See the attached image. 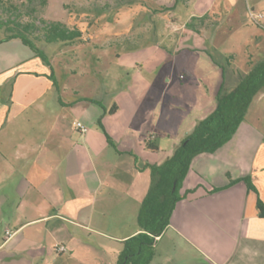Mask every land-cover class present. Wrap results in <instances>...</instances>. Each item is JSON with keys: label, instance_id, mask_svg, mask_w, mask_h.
Returning a JSON list of instances; mask_svg holds the SVG:
<instances>
[{"label": "crops", "instance_id": "0c3cea01", "mask_svg": "<svg viewBox=\"0 0 264 264\" xmlns=\"http://www.w3.org/2000/svg\"><path fill=\"white\" fill-rule=\"evenodd\" d=\"M262 59L264 50L247 63ZM34 62L39 59L0 69V264H117L125 240L141 231L148 165L162 163L154 158L160 146L155 138L157 149L147 141L137 149L120 146L107 124L114 145L103 129L82 133L61 104L79 120L91 114L105 121L110 113L98 111L95 98L62 100L57 70L35 69ZM238 75L234 69L228 79L237 84ZM225 76L222 70V81ZM247 176L256 190L240 180ZM181 194L156 238L152 264L157 255L161 263L264 264V216L257 207L259 197L264 202V88L230 141L193 158Z\"/></svg>", "mask_w": 264, "mask_h": 264}, {"label": "rangeland", "instance_id": "374dc122", "mask_svg": "<svg viewBox=\"0 0 264 264\" xmlns=\"http://www.w3.org/2000/svg\"><path fill=\"white\" fill-rule=\"evenodd\" d=\"M10 1L19 11L0 7V39L18 30L15 23L4 24L9 18L33 23L26 33L50 57L49 69L57 70L62 100L90 97L107 108L118 105L117 113L102 119L115 141L137 149L155 138L159 162L215 107L222 70L227 93L236 84L228 79L230 71H240V80L247 61L264 50V0ZM44 20L77 27L83 35L73 42H47ZM36 59L35 69L47 66L20 40L0 44V69H23ZM51 93L50 98L57 96ZM61 112L74 126L70 105L61 104ZM81 121L102 130L91 114ZM161 258L154 264H182Z\"/></svg>", "mask_w": 264, "mask_h": 264}, {"label": "trees", "instance_id": "16d2710c", "mask_svg": "<svg viewBox=\"0 0 264 264\" xmlns=\"http://www.w3.org/2000/svg\"><path fill=\"white\" fill-rule=\"evenodd\" d=\"M1 6H4L7 11H19V7L10 0H0ZM9 22L15 23L18 30L1 38L0 42L20 38L52 68L51 59L45 50L39 47L26 33L34 24L19 23L16 17L7 19L4 24ZM44 24L45 40L50 43L73 42L83 35L82 30L77 27L69 28L62 22L44 20ZM223 82L217 90L214 110L201 120L192 132L187 134L169 158L160 164L148 165L152 173V182L138 215L141 231L125 240L124 249L119 254L117 264L153 263L156 254V237L161 236L168 227L177 202L185 195L181 194V189L191 168L193 158L200 153H213L232 139L239 125L245 119L255 97L264 88V59L254 63L250 62L247 72L227 93L223 92ZM91 100L101 105L104 111L110 114L115 113L118 108L114 104L107 109L101 101ZM99 124L109 143L113 144L112 138L102 122V116L99 118ZM146 145L149 148L157 149L152 146L151 140H148ZM240 180H244L249 188L256 190L249 176ZM231 182L234 183L236 180ZM214 190H219V188L214 187ZM257 207L260 215L264 216V202L260 197Z\"/></svg>", "mask_w": 264, "mask_h": 264}, {"label": "built area", "instance_id": "2783aa9c", "mask_svg": "<svg viewBox=\"0 0 264 264\" xmlns=\"http://www.w3.org/2000/svg\"><path fill=\"white\" fill-rule=\"evenodd\" d=\"M262 16H263L262 14L259 15V17H262ZM74 126H75L76 129H78V130L81 131L82 133H87L88 130H89V127L86 126V125H85L81 120H79V119H75V120H74ZM8 235H9V237L11 236L10 233H8ZM156 238H158V237H156ZM58 250L61 251V252H65V251H67V247H66L65 245H60V246L58 247Z\"/></svg>", "mask_w": 264, "mask_h": 264}]
</instances>
